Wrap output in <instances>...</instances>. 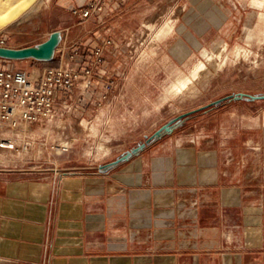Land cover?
Listing matches in <instances>:
<instances>
[{
    "label": "rangeland",
    "instance_id": "obj_1",
    "mask_svg": "<svg viewBox=\"0 0 264 264\" xmlns=\"http://www.w3.org/2000/svg\"><path fill=\"white\" fill-rule=\"evenodd\" d=\"M59 1L0 23L12 49L65 33L56 34L51 58L12 63L35 77L74 42L78 55H90L86 63L94 45L104 47L103 59L69 115L51 126L0 127V179L67 174L121 161L152 142L183 145L206 134L241 152L264 148V0H109L87 18L70 12L76 38ZM90 1L76 0V9ZM198 62L204 66L193 77ZM178 76L191 78L182 91L174 88Z\"/></svg>",
    "mask_w": 264,
    "mask_h": 264
},
{
    "label": "crops",
    "instance_id": "obj_2",
    "mask_svg": "<svg viewBox=\"0 0 264 264\" xmlns=\"http://www.w3.org/2000/svg\"><path fill=\"white\" fill-rule=\"evenodd\" d=\"M212 138L0 179V264H264V148Z\"/></svg>",
    "mask_w": 264,
    "mask_h": 264
},
{
    "label": "built area",
    "instance_id": "obj_3",
    "mask_svg": "<svg viewBox=\"0 0 264 264\" xmlns=\"http://www.w3.org/2000/svg\"><path fill=\"white\" fill-rule=\"evenodd\" d=\"M107 1L91 0L84 7L73 8L71 12L75 16L87 18L102 11ZM105 43L109 44L110 40L107 39ZM75 45L76 42L70 48L58 49L61 52L60 63L54 67H43L35 77L14 65L12 57L0 56V127L17 129L35 124L51 126L56 123L58 115H69L76 109L81 94L91 82L89 78L93 67L103 59L104 47L94 45L92 61L86 63L90 55H78ZM0 47H7V38L2 33ZM81 77L86 79L85 85L79 83ZM105 84L106 88L110 85L108 82Z\"/></svg>",
    "mask_w": 264,
    "mask_h": 264
},
{
    "label": "bare ground",
    "instance_id": "obj_4",
    "mask_svg": "<svg viewBox=\"0 0 264 264\" xmlns=\"http://www.w3.org/2000/svg\"><path fill=\"white\" fill-rule=\"evenodd\" d=\"M43 2L44 0H0V23H9L10 25L15 24L17 21L25 18L29 13L38 9ZM19 10L22 15H19L18 19H14V16H16L15 14L19 13ZM238 51L239 48H236V52ZM203 66V63L198 62L190 71L191 76L194 77ZM190 79L191 78L188 76H178L174 83L176 91L184 90Z\"/></svg>",
    "mask_w": 264,
    "mask_h": 264
},
{
    "label": "water",
    "instance_id": "obj_5",
    "mask_svg": "<svg viewBox=\"0 0 264 264\" xmlns=\"http://www.w3.org/2000/svg\"><path fill=\"white\" fill-rule=\"evenodd\" d=\"M56 32L52 33L46 41L38 47H26L22 49H12L8 47H0V56L12 59L35 57L41 59L51 58L53 47L56 43Z\"/></svg>",
    "mask_w": 264,
    "mask_h": 264
}]
</instances>
